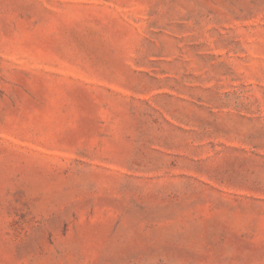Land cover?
<instances>
[{
    "label": "rangeland",
    "instance_id": "1",
    "mask_svg": "<svg viewBox=\"0 0 264 264\" xmlns=\"http://www.w3.org/2000/svg\"><path fill=\"white\" fill-rule=\"evenodd\" d=\"M0 264H264V0H0Z\"/></svg>",
    "mask_w": 264,
    "mask_h": 264
}]
</instances>
